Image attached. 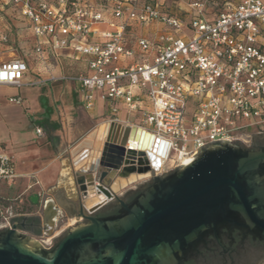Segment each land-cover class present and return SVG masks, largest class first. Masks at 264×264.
Listing matches in <instances>:
<instances>
[{"label": "built area", "instance_id": "1", "mask_svg": "<svg viewBox=\"0 0 264 264\" xmlns=\"http://www.w3.org/2000/svg\"><path fill=\"white\" fill-rule=\"evenodd\" d=\"M184 1L190 9L186 19L161 12L167 0H0V11L11 8L23 17L39 55L43 49L64 52L85 65V72L71 78L85 109L94 107L98 92L111 116L109 124L139 128L165 144L166 157L154 174L159 176L204 145H248L252 137L264 134V51L259 45L264 0ZM105 14L113 22H107ZM185 20L192 35L175 37L173 31H181ZM102 24L107 29L97 28ZM152 24L164 30L142 36L141 30ZM0 36L6 42V36ZM27 71L23 60L0 62V86L20 88ZM136 89L150 100L149 108H142ZM116 103H122L128 115L138 113V123H119ZM35 134L41 136V129ZM161 149L158 145L155 151ZM18 177L13 157L0 151V187ZM26 178L30 183L17 197L0 196V231L14 218L33 215L25 198L39 183L34 175ZM102 195L88 194V199H99L89 208L84 204L88 213L112 202V195ZM36 196L43 197V192ZM55 238L36 241L50 250Z\"/></svg>", "mask_w": 264, "mask_h": 264}, {"label": "water", "instance_id": "2", "mask_svg": "<svg viewBox=\"0 0 264 264\" xmlns=\"http://www.w3.org/2000/svg\"><path fill=\"white\" fill-rule=\"evenodd\" d=\"M139 132L144 131L110 123L97 157L75 175L76 217L84 225L67 230L53 248L44 250L22 233L34 234L38 219L14 218L0 231V264H172L203 232L238 218L264 235V184L257 175L264 151L242 154L217 141L197 149L169 177H159L154 174L167 148L156 139L150 151L132 148ZM158 145L162 149L155 151ZM215 145L221 147L205 151ZM147 172L154 185L129 205L103 183L109 176L111 182ZM93 192L112 195L117 204L88 213L84 202ZM114 208L118 211L109 215Z\"/></svg>", "mask_w": 264, "mask_h": 264}, {"label": "crops", "instance_id": "3", "mask_svg": "<svg viewBox=\"0 0 264 264\" xmlns=\"http://www.w3.org/2000/svg\"><path fill=\"white\" fill-rule=\"evenodd\" d=\"M90 1L96 2L97 0ZM165 4H168V1ZM165 10L166 9H164L163 7L161 9V12L165 13ZM0 15H17V13L11 8H6L5 10L0 11ZM104 17L107 22H113L109 15L105 14ZM208 19L212 21L215 19V17L209 16ZM97 28L99 30H105L107 29V26L105 24H102L98 25ZM163 30L164 28L162 26L152 24L150 26H147V28L145 29L143 28L141 30V34L142 36H151V34ZM25 32H27L26 35L29 36L30 49L28 50L29 55L22 59L28 67V71L24 74L22 80V86L20 88L0 86V88H13L16 91L15 95L7 98V103L19 107L18 114L20 118L16 121L11 122L5 121L3 118L0 119L8 133L7 137H5L4 140H0V151H5L9 153L7 149L16 148L15 157H17V166L19 167H16V173L20 177H18V179L10 186L2 185L0 187V196L3 198L14 199L20 193H22L30 183V180L26 178V176L34 175L35 180L39 183V186L34 187L32 192H27L28 195L26 194L27 196L25 198V202L28 209H35L32 212L33 215L31 217H36L38 219V231L36 230L35 232H33L35 235L31 234L30 232L22 233L27 234L28 236L36 239L43 235H47L61 219H64L66 217L78 219V217H76V212L78 207L79 196L75 184V175H79L85 172L90 166V164L97 157H95V153H98L101 149L108 131V127L100 140L97 137L90 139V135L98 129L99 125L106 123L108 126L111 116L108 112L106 103L100 100L98 92H96L94 95V107L89 110L85 109L81 102V96L79 94V91L74 85L77 101L80 104L81 109L87 114H89L91 117L98 119L100 123L95 129L90 130L87 134L80 138L79 141L74 145V147L70 151L71 160L69 162L67 160H60L59 162H57L52 158L44 159V150L38 148V146L35 144V142H40L41 137H43V134L41 136H37L35 134V129L40 127L36 126L34 129L30 127L28 128L24 124L25 122L23 120L21 109L22 106L27 102L31 105L34 104L33 94L35 93V89L32 87L39 84L40 81L43 80L40 76V72H45L47 67L49 66L47 61L48 58L51 57L55 61V63H57L59 60V55L61 54H51L48 53L47 49H43L42 54L39 55L35 51L37 43L36 38L33 36L29 29H26ZM259 45H261L264 51V31L260 35ZM13 59L19 58L15 57ZM68 59L77 69L76 74L86 71L84 64L73 60L70 57H68ZM0 62L3 61L0 60ZM34 65H36L38 69H36ZM24 86L27 87L26 97L22 96L20 92L21 88ZM135 95L140 97L142 108L146 109L150 107V100L145 95L143 96L142 92L139 89L135 90ZM15 98L20 99V104H16L14 102L9 101L10 99ZM43 101L44 99L42 97H39L38 102L44 109L43 120L47 121L49 120V117L51 115V110L46 108V105ZM115 107L118 111L114 115V117L119 121V123H138V113L128 115L122 103H116ZM57 128V125H54V129ZM28 129L31 130L33 136L29 138H22L24 136L25 130ZM87 142L89 143V146H87ZM138 142V145H144V143H141V139H139ZM1 145L5 147H1ZM152 145L149 150H151ZM111 177L112 176L107 177L105 180H103V183L104 185L110 187V189L112 190L114 181L120 178H116L114 181L112 180L110 182ZM37 192H43V197L38 198L36 196Z\"/></svg>", "mask_w": 264, "mask_h": 264}, {"label": "rangeland", "instance_id": "4", "mask_svg": "<svg viewBox=\"0 0 264 264\" xmlns=\"http://www.w3.org/2000/svg\"><path fill=\"white\" fill-rule=\"evenodd\" d=\"M149 2V0H146ZM168 4L164 5V9L167 13H170L181 19H186V13L190 12L187 4L184 0H167ZM147 27H144V29ZM28 26L21 15H0V35L6 36V42H2L0 39V60L9 61L17 57L20 60L28 56V50L30 49L29 36L26 35L25 30ZM175 37L183 38L184 36H191L192 32L187 27V21L182 23L181 31H173ZM141 33V32H140ZM183 33V35H182ZM1 38V36H0ZM57 63L49 57L46 71H41L40 76L43 80L39 84L33 86L35 93L33 94V102L25 103L22 106V115L24 124L29 128L34 129L39 126L42 130V136L40 142H35L38 148L44 150V159H54L57 162L60 160H71V149L74 145L87 134L90 130L95 129L100 121L91 117L80 107L77 101V97L74 90V84L71 78L75 76L77 69L69 61L66 53H60ZM57 65V67H56ZM36 67V65H34ZM38 69V67H36ZM52 73V74H51ZM53 78L61 77V80H54ZM26 89L24 86L20 92L22 96L26 97ZM16 91L11 88H0V119L5 121L18 120L19 114L16 105L7 103V98L15 95ZM39 97L44 99L46 108L51 110L49 120H43L44 109L38 102ZM54 125H57V129H54ZM26 127V128H27ZM7 130L0 120V140H4L7 137ZM23 135V134H22ZM33 136L31 130H25L22 138H29ZM1 147H5L2 146ZM18 149V148H17ZM10 155L13 157L15 166H17V157H15L16 148L7 149ZM98 153H95V157ZM143 180V179H142ZM116 181V180H115ZM114 181V182H115ZM132 185L128 184L126 187L115 192L116 195L124 194L126 189ZM35 209H29L33 212ZM76 218L66 217L58 221L56 226L47 234L41 236V238H49L55 236V240L62 237L67 230L75 227L74 222ZM36 241L35 238L30 237V241ZM37 242V241H36Z\"/></svg>", "mask_w": 264, "mask_h": 264}, {"label": "flooded vegetation", "instance_id": "5", "mask_svg": "<svg viewBox=\"0 0 264 264\" xmlns=\"http://www.w3.org/2000/svg\"><path fill=\"white\" fill-rule=\"evenodd\" d=\"M220 147L221 145L208 146L205 151ZM231 147L242 154L263 152L264 134L252 137L248 145L233 143ZM170 172L159 175V177H169ZM257 175L258 180L264 184V162L259 166ZM125 184L124 180H120L116 188H123ZM131 185L124 194L116 195L128 205L132 204L144 189L153 186L154 181L151 177H147ZM116 204V198L113 197L112 202L102 209L107 210ZM117 211L118 209L114 208L110 210L109 215ZM74 224L76 228L84 225L85 222L75 221ZM33 230L38 231V228H33ZM56 241L53 242L51 248ZM172 264H264V235L240 218L235 223L229 221L220 223L212 230L203 232L200 240L186 250L182 256L177 257Z\"/></svg>", "mask_w": 264, "mask_h": 264}, {"label": "bare ground", "instance_id": "6", "mask_svg": "<svg viewBox=\"0 0 264 264\" xmlns=\"http://www.w3.org/2000/svg\"><path fill=\"white\" fill-rule=\"evenodd\" d=\"M107 127L108 126L106 123L99 125L98 129L90 135V139L97 137L100 140L103 137L105 131L107 130ZM139 139H141V143H144L145 146L143 144L138 145ZM153 140H154V138L152 135L146 134L145 132H143V133L139 132L137 135V140H136L137 142H136L135 146L134 145L132 146V148L149 151V149L153 143ZM87 146H89L88 142H87ZM146 176L147 175H138V176L137 175H131L127 179H117L112 186V190H113V192H116L122 188V187L116 188V186L119 184L120 180H124L126 182V184L124 185V187H126L128 184H131V183L135 182L136 180H141V179L146 178ZM104 197H105V195H102V198H104ZM98 201H99L98 198L87 199L84 204L86 207L89 208L92 205H94L95 203H97Z\"/></svg>", "mask_w": 264, "mask_h": 264}]
</instances>
